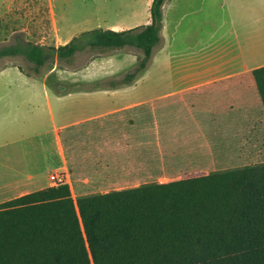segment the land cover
Instances as JSON below:
<instances>
[{
    "label": "crops",
    "instance_id": "1",
    "mask_svg": "<svg viewBox=\"0 0 264 264\" xmlns=\"http://www.w3.org/2000/svg\"><path fill=\"white\" fill-rule=\"evenodd\" d=\"M75 1L80 5L77 12L72 10ZM152 2L0 0V25L14 26L8 32L23 33L24 42L59 48L90 31L121 32L147 26ZM238 7L242 12L236 14L231 5L228 31L220 26L208 40L178 45L181 58L170 57L176 83L166 94L141 99L137 90L113 84L78 93L80 100L92 99L96 104L82 100L83 104L66 106L71 94L61 93L55 111L51 104L5 108L27 114L23 118L28 128L0 130V138L5 139L0 149L15 147L13 155L0 157V191L5 193L15 185L34 187L20 197L50 187L45 185L49 174L65 171L72 192L109 193L158 183L161 176L216 168L212 172L218 162L254 159L253 151L240 149L249 143L245 125L222 119L223 113L252 103L250 72L264 67V0H248ZM173 17L172 0H166L161 46L176 45ZM253 19L259 21L257 30L250 27ZM0 73L26 80L32 88L40 81L20 70ZM41 81L45 88L46 79ZM18 117L13 116L19 121ZM7 201L0 200V204Z\"/></svg>",
    "mask_w": 264,
    "mask_h": 264
},
{
    "label": "trees",
    "instance_id": "2",
    "mask_svg": "<svg viewBox=\"0 0 264 264\" xmlns=\"http://www.w3.org/2000/svg\"><path fill=\"white\" fill-rule=\"evenodd\" d=\"M165 1L153 0L151 22L142 28L94 30L59 48L19 40L0 49V59L22 55L38 69L55 59L70 64L86 50L134 48L145 69L161 42ZM250 78L252 103L222 119L245 125L249 143L240 149L258 157L264 145V67ZM218 165L208 175L123 191L75 198L61 184L4 202L0 264H264V163Z\"/></svg>",
    "mask_w": 264,
    "mask_h": 264
},
{
    "label": "rangeland",
    "instance_id": "3",
    "mask_svg": "<svg viewBox=\"0 0 264 264\" xmlns=\"http://www.w3.org/2000/svg\"><path fill=\"white\" fill-rule=\"evenodd\" d=\"M246 2H248V0H172L174 6L172 32H175L174 41L176 45L171 48L168 47L167 43H165L164 46H161L162 44L157 46L153 51L151 61L145 69H140L142 53L134 48H125L118 51L109 50L104 53L86 50L77 53L70 64L64 61L59 62L55 59L51 60L46 66L39 67L38 69H35V65L30 63L22 55L1 58L0 72L5 69H7V71L13 69L20 70V72L28 76L37 77L40 81L37 83V87L34 86L35 88H32L33 85L26 86V80L14 76L11 77V75H7L6 73H0V130H23L28 128L23 118V115L27 114L11 113L10 109L8 110L5 108H26L29 104L36 107H45L51 104L55 111V106L58 104L57 98L62 95L61 93H65L64 95L71 94L69 100L65 102L66 106L83 104L81 102L82 100H88V104H96L92 99L85 98L80 100L79 98L82 97H78V93L91 91L95 88L109 87L113 84L121 87L129 86L137 90V98L141 99H149L157 95L168 93L173 89L176 83V74L171 68L170 57L173 55L175 58H181L182 55L180 52L182 50L179 49L180 47L178 45L186 47L190 43L197 42L200 38L208 40L210 34L215 32L220 26L223 27V32L228 31L231 25L232 8L234 9L235 7L233 11L239 14L242 11L238 7V4L242 3L245 5ZM72 3H74L73 12H77V7H80L79 3L77 1ZM88 3L90 4V0H88ZM11 21H13V18ZM4 24H6L5 21ZM259 25L257 19L250 21V27L254 30H257ZM8 28H14V26L7 27V25H0V49L16 45L18 40L22 42L26 40L23 33L8 32ZM223 32L219 33L218 37H220ZM184 49L186 48H183V50ZM112 55L114 56L112 60L104 61V58ZM95 62L104 65L98 66ZM106 68H110L111 72ZM103 74H106V76ZM107 74L112 75L110 76ZM43 79H46L44 83L45 88L41 81ZM61 88H64V91L61 90ZM46 91L47 98L45 96ZM18 115H20L19 121L13 118V116L19 118ZM47 127H49V124ZM3 141H5V139L0 138V142ZM14 148L13 146H8L0 149V157L4 155H13ZM257 152H259L258 157L256 156L252 160H232L227 162L228 167L264 163V145H262ZM219 167H217V169H219ZM209 169L210 170H207L208 172L206 173L216 168L212 167ZM206 173L181 174V176L178 177L161 176L158 178V181L160 183H167L173 180L204 176L207 175ZM49 184L50 180H45V185L49 186ZM20 187L19 185H15L5 189V193L0 191V200L7 201L8 199H13L34 188L27 187L25 189H20ZM90 194L98 193L73 191L75 198Z\"/></svg>",
    "mask_w": 264,
    "mask_h": 264
},
{
    "label": "built area",
    "instance_id": "4",
    "mask_svg": "<svg viewBox=\"0 0 264 264\" xmlns=\"http://www.w3.org/2000/svg\"><path fill=\"white\" fill-rule=\"evenodd\" d=\"M50 186L56 187L61 184H68L69 185V177L67 172L65 171H55L52 172L49 176Z\"/></svg>",
    "mask_w": 264,
    "mask_h": 264
},
{
    "label": "water",
    "instance_id": "5",
    "mask_svg": "<svg viewBox=\"0 0 264 264\" xmlns=\"http://www.w3.org/2000/svg\"><path fill=\"white\" fill-rule=\"evenodd\" d=\"M61 90H63V91H64V88H61Z\"/></svg>",
    "mask_w": 264,
    "mask_h": 264
}]
</instances>
